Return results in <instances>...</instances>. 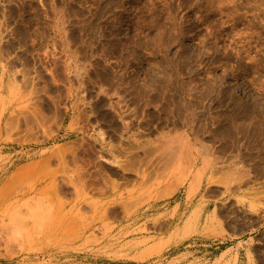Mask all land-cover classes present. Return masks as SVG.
<instances>
[{"label": "rangeland", "instance_id": "1", "mask_svg": "<svg viewBox=\"0 0 264 264\" xmlns=\"http://www.w3.org/2000/svg\"><path fill=\"white\" fill-rule=\"evenodd\" d=\"M201 164L173 258L155 193ZM263 212L264 0H0V264H264Z\"/></svg>", "mask_w": 264, "mask_h": 264}, {"label": "crops", "instance_id": "2", "mask_svg": "<svg viewBox=\"0 0 264 264\" xmlns=\"http://www.w3.org/2000/svg\"><path fill=\"white\" fill-rule=\"evenodd\" d=\"M201 166L203 167L202 164L199 166H195V169L192 172L191 176L189 177V181L187 184H185V186L181 184L179 187H177L174 184H169L166 185L164 188L160 189L157 193H155L154 201H158V202L168 201L171 203L174 202L173 215L169 217V223L171 226H174V224L175 226L169 233L170 236L168 237V239H170V244H171L170 249L173 250V252H176L173 258H178L180 256H183L184 254H187L181 249V246H184L186 240L196 239L195 237L198 238L199 234L207 235V232L210 227L208 222L203 223L200 221L201 219L199 218L190 222V218L192 215H188L187 213L193 212L198 207L200 208L198 213L199 214L204 213L208 207L214 204V202L221 200L223 198V192H224L223 188H221L219 184L214 183L208 178L210 168H206L199 187L194 191L193 194L190 193L191 183L194 178L193 176H195L196 172L200 168H202ZM167 192H170V194L167 195ZM180 194L182 196L184 195L185 198L180 197L179 199L174 200ZM182 208H184V213L180 215V213L182 212ZM189 222L191 223V233L186 237H184L183 234L186 233V231L188 230ZM263 227H264V219H263ZM214 240H217V238H214ZM167 241L169 240H166L165 243H168ZM230 241L231 240L227 238L226 240L219 241V243L216 242L213 243L215 245V246L213 245L214 247L213 250L217 253V256L213 259V263L228 264V256L230 255V253L233 254L234 252H236L235 260L233 264H247L245 260V256L247 254V245L243 244L241 249H239V244L242 241H238V245L237 244L234 245L230 243V246L226 245L224 246L225 248L223 247V249L220 250L221 246H219L218 244H229ZM236 248L238 249L237 251ZM148 251L151 252L152 250L149 249ZM189 253L190 251H188V254ZM141 255L142 254H140V256ZM150 257L151 256H149V258ZM131 261L132 263L135 264H142L145 260L141 258H132Z\"/></svg>", "mask_w": 264, "mask_h": 264}, {"label": "bare ground", "instance_id": "3", "mask_svg": "<svg viewBox=\"0 0 264 264\" xmlns=\"http://www.w3.org/2000/svg\"><path fill=\"white\" fill-rule=\"evenodd\" d=\"M243 89H244V88H243ZM243 89L240 88V91H241L242 93L246 94V93L244 92ZM246 95H247V94H246ZM201 167H202V166H201ZM206 167H207V165L205 164V166H203L202 168H200V169L196 172V175L193 176L194 178H193V181H192V184H191V193H193L194 190L197 189V188L199 187V185L201 184V180H202V177H203L204 172H205V170H206ZM17 218H19V217H17ZM11 222H12V221H11ZM12 223H13V225L16 224L15 221L12 222ZM20 226H21V225H20ZM21 227H22V226H21ZM10 231H11V230H10ZM9 233H10V232H9ZM13 236H16V237L21 236V231H20V228H19V227H17V226L14 227V229H13ZM15 239H16V238H15Z\"/></svg>", "mask_w": 264, "mask_h": 264}]
</instances>
